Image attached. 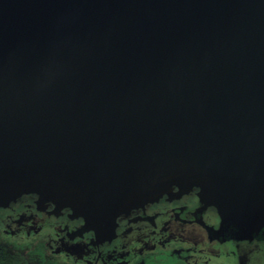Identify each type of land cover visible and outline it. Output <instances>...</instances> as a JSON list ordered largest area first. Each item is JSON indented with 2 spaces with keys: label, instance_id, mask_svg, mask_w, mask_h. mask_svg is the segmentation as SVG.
I'll return each mask as SVG.
<instances>
[{
  "label": "water",
  "instance_id": "obj_1",
  "mask_svg": "<svg viewBox=\"0 0 264 264\" xmlns=\"http://www.w3.org/2000/svg\"><path fill=\"white\" fill-rule=\"evenodd\" d=\"M194 189L264 225V0H0V208L106 232Z\"/></svg>",
  "mask_w": 264,
  "mask_h": 264
},
{
  "label": "flooded vegetation",
  "instance_id": "obj_2",
  "mask_svg": "<svg viewBox=\"0 0 264 264\" xmlns=\"http://www.w3.org/2000/svg\"><path fill=\"white\" fill-rule=\"evenodd\" d=\"M198 192L175 190L106 232L26 195L0 208V251L13 264H264V225L243 237Z\"/></svg>",
  "mask_w": 264,
  "mask_h": 264
},
{
  "label": "trees",
  "instance_id": "obj_3",
  "mask_svg": "<svg viewBox=\"0 0 264 264\" xmlns=\"http://www.w3.org/2000/svg\"><path fill=\"white\" fill-rule=\"evenodd\" d=\"M0 264H13V262L5 252L0 251Z\"/></svg>",
  "mask_w": 264,
  "mask_h": 264
}]
</instances>
